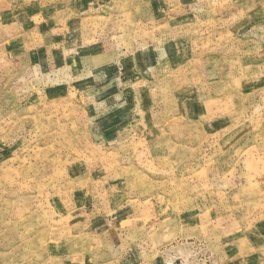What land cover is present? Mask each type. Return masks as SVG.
<instances>
[{"label": "rangeland", "instance_id": "1", "mask_svg": "<svg viewBox=\"0 0 264 264\" xmlns=\"http://www.w3.org/2000/svg\"><path fill=\"white\" fill-rule=\"evenodd\" d=\"M110 1L0 0V264H264V0ZM63 35L124 60L116 142L18 52Z\"/></svg>", "mask_w": 264, "mask_h": 264}, {"label": "crops", "instance_id": "2", "mask_svg": "<svg viewBox=\"0 0 264 264\" xmlns=\"http://www.w3.org/2000/svg\"><path fill=\"white\" fill-rule=\"evenodd\" d=\"M100 1L80 0V5L86 8L87 11L91 9H100L102 12L106 9L109 11L115 10V6H111L112 1L109 0V2H106V5H102ZM160 10V7L156 9V11ZM172 11L174 10L171 9ZM27 44L24 46L23 44H18V52L21 54L24 52L29 61L33 62L40 69H49L51 71L52 67H59L72 90L76 88L74 87L75 85L83 87L82 80L89 79L95 83L93 87L86 86L87 88H83L82 96H95L94 101H96V106L107 108L105 109V111L107 110V115L104 119H102L103 117L100 119L98 115L95 118L96 123H99L102 129H104L102 137L104 141L114 138L113 141L116 142L124 130L134 125V118H131L130 115L131 112H135L136 110L130 108L128 102H121V100L125 99V88L121 86L126 83L128 76L124 74L120 75L119 73V65L124 60L120 59L121 56L116 48L108 45L99 46L100 48L96 46V49L88 45H79L76 48L74 43L71 44L70 41L65 40L64 35L58 37L54 41L53 46L47 43L40 44V41L39 44L37 41ZM26 46L29 50L25 48ZM74 49L75 55L71 53V51L74 52ZM157 49L162 48L149 47L146 52L143 51L141 55L143 59L141 61L145 62L144 66L153 67L159 63L162 56ZM162 51L165 52L163 55L165 57L167 53L164 49ZM147 55L152 56L150 57V61L145 59Z\"/></svg>", "mask_w": 264, "mask_h": 264}]
</instances>
